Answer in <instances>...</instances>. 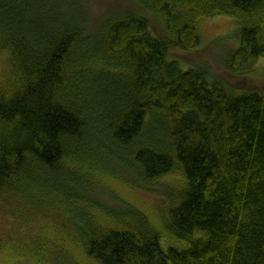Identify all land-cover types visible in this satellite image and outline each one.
<instances>
[{
    "label": "trees",
    "instance_id": "16d2710c",
    "mask_svg": "<svg viewBox=\"0 0 264 264\" xmlns=\"http://www.w3.org/2000/svg\"><path fill=\"white\" fill-rule=\"evenodd\" d=\"M130 1L91 25L88 0H0V203L65 208L74 235L55 264H81L78 243L88 264H264V91L170 54L223 15L238 22L226 71L252 72L264 0ZM90 172L150 192L176 173L184 184L164 187L153 220L98 202Z\"/></svg>",
    "mask_w": 264,
    "mask_h": 264
},
{
    "label": "rangeland",
    "instance_id": "374dc122",
    "mask_svg": "<svg viewBox=\"0 0 264 264\" xmlns=\"http://www.w3.org/2000/svg\"><path fill=\"white\" fill-rule=\"evenodd\" d=\"M88 4L91 25L111 12L134 10L137 7L130 0H88ZM147 17L152 22L153 29H156L158 24L153 17L149 14ZM237 26L236 19L223 15L201 19L197 25L201 45L194 51L172 50L171 57L180 61L183 67L208 65L215 74L240 90L256 88L264 91V58L259 59L253 71L248 74L229 73L225 69L224 58L238 47L235 33ZM7 62V55L0 54V83L7 71ZM88 175L97 182L98 193L95 199L98 202L113 208L120 207L118 202H126L142 208L153 220L157 218V204L163 198L164 187L172 190L181 188L184 184L183 178L176 173L162 179L150 192L127 185L104 172H90ZM29 199L36 204L32 210L27 206L23 209L20 199L7 197L1 200L0 238L6 239L8 236V241L0 242V264H55V259L62 255L61 251L67 245L64 236L67 233L74 235L72 227L66 224L65 208H45L41 196H27L24 200L28 202ZM165 244L174 242L165 241ZM75 246L77 254L70 257L75 262L88 264L81 244Z\"/></svg>",
    "mask_w": 264,
    "mask_h": 264
}]
</instances>
